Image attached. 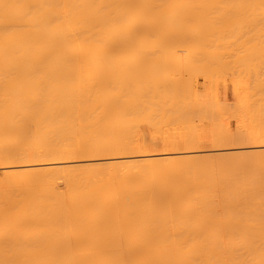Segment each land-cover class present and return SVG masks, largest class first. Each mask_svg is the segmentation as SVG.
<instances>
[{
    "label": "bare ground",
    "instance_id": "1",
    "mask_svg": "<svg viewBox=\"0 0 264 264\" xmlns=\"http://www.w3.org/2000/svg\"><path fill=\"white\" fill-rule=\"evenodd\" d=\"M251 7L0 0V264H264V110L211 148L161 131L209 111L197 70L247 64L264 26L219 20Z\"/></svg>",
    "mask_w": 264,
    "mask_h": 264
},
{
    "label": "rangeland",
    "instance_id": "2",
    "mask_svg": "<svg viewBox=\"0 0 264 264\" xmlns=\"http://www.w3.org/2000/svg\"><path fill=\"white\" fill-rule=\"evenodd\" d=\"M254 9L252 7L242 8L244 11L242 15L228 14L223 17L225 21L219 20V22L225 23L228 29H250L264 26V19L260 14L254 13L257 10ZM212 10L235 11L237 8H213ZM215 20H218V17L211 16L206 19V22L212 23ZM241 49L242 52L246 53L243 59L247 63L246 65L231 62L230 67L219 73L208 72L205 74L201 70H197L192 76L191 81L194 83L200 82L203 77H205L204 80L209 82V86L205 90L209 100V111L203 113L200 109L194 110L187 124L166 121L161 128L162 133L184 136L186 133H189L188 130L194 131L191 133L201 136L200 147L211 148L210 138L219 128V121L222 120L224 128L233 132L239 130L241 127L253 125L254 122H250V119L256 118L258 111L264 110L260 90V85L263 81L264 39L256 36L250 37L242 42ZM12 74L14 75V73ZM12 80L14 81L15 79ZM226 87L230 89V92H233V88L244 89L246 91L230 99H225ZM197 100L196 105L199 107L202 98H198ZM156 148L158 151L167 149L165 146H158Z\"/></svg>",
    "mask_w": 264,
    "mask_h": 264
}]
</instances>
